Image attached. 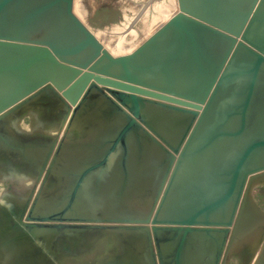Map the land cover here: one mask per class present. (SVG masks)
I'll use <instances>...</instances> for the list:
<instances>
[{
  "label": "rangeland",
  "instance_id": "374dc122",
  "mask_svg": "<svg viewBox=\"0 0 264 264\" xmlns=\"http://www.w3.org/2000/svg\"><path fill=\"white\" fill-rule=\"evenodd\" d=\"M134 1L74 0L73 9L101 40L118 36ZM155 1L158 16L170 18L173 0H147L133 24L138 35L125 33L129 46L114 54L150 35L140 36ZM50 26L38 23L30 36L47 37ZM130 108L98 84L72 105L48 82L0 113V264H264V169L248 177L232 226L154 225L196 116L144 97L104 159L133 118Z\"/></svg>",
  "mask_w": 264,
  "mask_h": 264
},
{
  "label": "water",
  "instance_id": "95a60500",
  "mask_svg": "<svg viewBox=\"0 0 264 264\" xmlns=\"http://www.w3.org/2000/svg\"><path fill=\"white\" fill-rule=\"evenodd\" d=\"M21 1L0 0V74L16 75L0 94V113L48 82L72 105L90 85H104L131 103L133 115L106 159L140 116L144 97L189 112L196 120L175 151L151 222L232 226L248 177L264 169V105L254 116L264 100V0H178L166 22L122 54L74 13L73 0H46L8 20L9 5ZM52 7L63 20L59 28L46 16ZM38 23L51 24L49 36H30ZM245 76L243 98L235 89L223 99L230 80ZM183 183L189 185L177 190Z\"/></svg>",
  "mask_w": 264,
  "mask_h": 264
},
{
  "label": "bare ground",
  "instance_id": "6f19581e",
  "mask_svg": "<svg viewBox=\"0 0 264 264\" xmlns=\"http://www.w3.org/2000/svg\"><path fill=\"white\" fill-rule=\"evenodd\" d=\"M46 0H22L21 2L19 3H11L9 5V7L7 8V19L9 20H13L15 17H18V15L20 13H22L24 10H26L27 8L31 7V6H34L35 4H39V3H42V2H45ZM137 2V0H135ZM134 1V5L136 4ZM140 1V2H139ZM136 4V6L132 9V16L130 15H126L124 16L125 18V21H123V25L122 26H119L120 30H116V33H118V36H114L113 34L110 36L108 35L106 38H101V41L103 39L104 41V44H106L107 48L111 51V52H116V51H120L119 49L122 48L123 46H129V44H126V41H129L131 40V37L132 36H136L138 34H136V29L133 27V24L135 23V17H138L141 12L143 11V9L146 7L145 5H147L149 3V1L147 2V0H139ZM152 1V0H151ZM147 2V4H145ZM174 4H173V8H172V14H174L176 11H177V6H178V0H173ZM150 4V3H149ZM161 5V2L158 3V2H154V4L152 3V6L150 7V9H148V11L146 12L145 15H143L144 17V23L146 24L145 26V29L143 32V34L141 33L140 36L141 38H143L144 36H147L149 34H152V32L157 29L158 27H160L164 22H166L168 19H164L163 17H159L158 14L156 11L160 12V13H163L164 10L162 11H159V6ZM63 9L65 7V5L63 4L62 5ZM73 8H74V0H73ZM171 9V8H170ZM59 11V9H58ZM74 11V9H73ZM127 11V10H126ZM75 13V12H74ZM166 14V13H164ZM171 14V15H172ZM77 15V14H76ZM46 16H49L52 17L51 19L54 20V24H55V28H59L60 25L62 24L63 20L60 18V16L58 15L57 13V8L55 7H52L50 8V10H48L46 12ZM78 16V15H77ZM79 17V16H78ZM163 18V19H162ZM50 19V20H51ZM81 19V17H80ZM83 20V19H82ZM116 26V25H115ZM118 27V26H117ZM133 27V28H132ZM141 27V26H140ZM127 28V29H126ZM126 29V30H125ZM140 29V28H139ZM111 30V29H110ZM114 30V28H113ZM120 31V32H118ZM131 32L129 33L131 35L130 39H126L125 41V38L123 37L125 33L127 32ZM142 31V30H140ZM114 32V31H112ZM138 32V31H137ZM122 33V35H121ZM140 33V32H139ZM147 33V34H146ZM136 34V35H135ZM146 34V35H145ZM97 36V35H96ZM98 37V36H97ZM128 37V36H127ZM99 38V37H98ZM164 39H169V36L168 34L162 38V40ZM100 40V39H99ZM144 39L140 40L143 41ZM139 42V41H138ZM140 42L138 43V45L140 44ZM136 43H134L133 47L135 48L136 46ZM217 44V43H216ZM132 50V49H131ZM130 50V51H131ZM2 51L0 50V53ZM0 57H1V54H0ZM32 77H37L36 73H32ZM61 77L58 76V79H60ZM249 78L250 76H245L243 77V79H239V78H233L230 80V83H229V86H227V88H230L231 92L230 91H226L224 92V94L222 95V98H227V97H230L231 96V93L235 94L234 90L235 89H238L239 92H240V97L243 98V96L245 95V91H246V86L248 84V81H249ZM15 80H16V75L13 74V75H10L9 73H4V74H0V94L3 90H5L6 88H9L10 86H12L14 83H15ZM227 97H225V96ZM237 103V102H234V104ZM232 104V106L234 105ZM264 105V100L262 99H258V101L256 102V107H255V114L254 116L257 118V116L259 115V111L261 110L262 106ZM233 107H237L236 105H234ZM239 108V107H237ZM238 118V117H237ZM239 120V118H238ZM261 125H263L261 123ZM257 124L255 122V124H253V130H256ZM167 184V182H166ZM166 186V185H165ZM165 188V187H164ZM77 189V188H76ZM74 189V190H76ZM81 199V198H80ZM229 205H232L229 204ZM231 207V206H230ZM228 213L227 212V216H228ZM166 214H164L163 216H165ZM227 216L225 218H227ZM222 217V216H221ZM187 227V226H186ZM160 230V229H159ZM157 238V237H156ZM162 238V237H161ZM175 238V237H174ZM198 238V237H197ZM182 253V252H181Z\"/></svg>",
  "mask_w": 264,
  "mask_h": 264
},
{
  "label": "crops",
  "instance_id": "0c3cea01",
  "mask_svg": "<svg viewBox=\"0 0 264 264\" xmlns=\"http://www.w3.org/2000/svg\"><path fill=\"white\" fill-rule=\"evenodd\" d=\"M101 41V40H100ZM102 42V41H101ZM128 41H126V43H127ZM103 44H104V41L102 42ZM137 45H138V43H137ZM105 46H106V44H105ZM107 47V46H106ZM134 47H132L131 49H133ZM113 53V52H112ZM141 111H142V108H141ZM167 112H169V111H167ZM171 113H174V112H171ZM182 113V112H181ZM184 113V115H187L188 116V114H187V112H183ZM183 113L181 114L182 116H183ZM174 114H176V116H178V115H180L178 112H175ZM182 118V117H181Z\"/></svg>",
  "mask_w": 264,
  "mask_h": 264
}]
</instances>
